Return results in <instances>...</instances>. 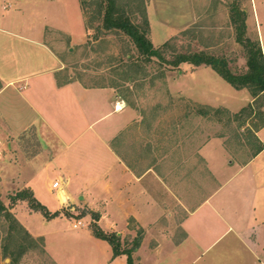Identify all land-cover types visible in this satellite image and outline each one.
Segmentation results:
<instances>
[{"label":"rangeland","instance_id":"1","mask_svg":"<svg viewBox=\"0 0 264 264\" xmlns=\"http://www.w3.org/2000/svg\"><path fill=\"white\" fill-rule=\"evenodd\" d=\"M84 1L86 9L81 10L85 39L82 42L76 43L69 37L80 22L71 9L73 0L51 1L49 21L52 28H48L47 38L65 63L63 78L89 86H112L125 99L127 106L142 117L139 127L133 124L129 135H133L131 138L135 140L141 135L142 145L146 148L142 150V159L158 174L161 187L160 184L157 188L152 186L153 174L149 173L146 177L149 191L153 197L158 195V204L148 205L149 218L136 221L131 217L117 221L116 229L124 231L123 236L118 235L120 248L130 251L135 263V253L131 248L137 236L148 245L157 240L181 237L180 223L187 211L237 172L259 146L253 135L259 128L257 125L264 120V96L254 98L249 88H235L209 65H173L172 61L179 53L202 52L226 59L232 73H244L247 70V39L258 41L264 59V0H190L195 17L191 22L186 21L187 12H183V16L181 11H177L184 7L183 0H179L178 6L163 4L174 11H165L163 17H166L162 20L151 13L152 28L148 21V38L163 57L151 59L139 54L127 35L102 29L101 18L93 13L96 0ZM15 2L0 0L3 13H10ZM116 2L128 12L133 23L144 27L143 16L148 20L146 5L151 0ZM168 2L172 3V0ZM233 7L245 12L244 24L240 19L233 21ZM29 9H33L32 6ZM29 9L24 10L28 17L35 12L37 17L41 11L38 7L35 11L29 12ZM243 108L245 110L242 111ZM258 135H264V127ZM28 139H12V149L8 147L0 154V169L4 170L0 200L8 209L18 204L17 220L37 230L44 228L42 232L46 233L50 246L63 244L68 247L70 241L61 242L57 231L63 230L70 235L79 229L91 228L93 222L98 224L99 215L94 212L96 216L93 217V211L86 205L63 207L59 204L55 196L57 189L49 191V183L53 179L65 181L61 170L64 163L58 160L44 169L42 165L47 155L39 156L41 151L36 141L32 137ZM0 140L7 147V141ZM58 149V146L53 147V154ZM130 150L133 154L129 153L126 158L136 163L139 160L137 146L133 145ZM99 154L100 149H97L94 154L85 152L80 157L99 160ZM27 159L34 160L36 192L47 202L48 209L55 212L57 208L61 216L49 219L53 212L44 215L32 209L26 199L11 204L10 195L22 189L16 187V180L11 182L8 177ZM263 164L264 155L249 168L239 171L235 181H241L250 168L258 169ZM260 174L257 182L261 184L263 174ZM227 201V205L238 203L234 198ZM239 201L241 211L247 210L248 205ZM42 217L48 225L41 224ZM77 220L83 226L73 229L72 223ZM100 225L105 230L103 224ZM7 229L8 221L0 215V264H8L10 260L3 258L1 253ZM18 234L14 232L10 250L21 240ZM22 263L44 264L37 249L24 253Z\"/></svg>","mask_w":264,"mask_h":264},{"label":"crops","instance_id":"2","mask_svg":"<svg viewBox=\"0 0 264 264\" xmlns=\"http://www.w3.org/2000/svg\"><path fill=\"white\" fill-rule=\"evenodd\" d=\"M51 1L16 0L8 14L0 6V138L12 149V139L28 141L32 137L41 151L39 156L47 155L44 169L52 162L63 161L65 181H58L56 188L52 187L56 179L49 183V191L57 189L55 196L59 204L86 205L99 215L98 224H103L106 231L123 236L124 231L116 229L117 221L149 218L148 205L158 204V195L153 197L149 191L146 180L149 173L153 174L152 186L161 187L158 174L142 159V150L146 148L141 135L138 140L129 135L132 125L139 127L142 117L127 106L112 86H89L63 78L65 63L47 38L48 28H52ZM168 1L151 0L146 5L151 28V13L162 20L165 11H174L163 4L178 6L181 0ZM183 1L184 7L177 11L183 16L187 12L186 21L191 22L195 20L191 2ZM71 5L80 22L69 37L76 43L82 42L85 29L79 0H73ZM31 6L33 9H29ZM36 7L41 10L38 16L35 17V12L28 17L24 10L35 11ZM263 127L254 132L262 149L187 211L180 223L181 237L157 240L153 245L141 239L134 250L135 264H264V164L258 169L250 168L241 181H235L239 171L264 155V135H258ZM133 145L137 146L139 155L136 163L126 158L133 154L130 150ZM55 146L59 149L53 154ZM97 149L101 154L99 160L80 157L85 152L94 154ZM33 161L25 160L8 178L11 182L16 180V187L30 189L36 200L53 212L35 190L37 172ZM3 172L0 169V182L4 180ZM260 172L261 184L257 182ZM249 185L254 188L250 189ZM233 198L238 203L225 204ZM239 200L248 205L247 210L241 211ZM17 205L10 208L14 216ZM61 215L60 212L56 217ZM19 222L32 237L43 240L44 254L38 251V255L44 264H128L126 255L113 256L110 244L96 237L91 228L70 235L57 231L59 240L67 239L70 244L53 247L42 232L44 228L37 230ZM41 224L48 225V221L42 217ZM17 264H23L22 256Z\"/></svg>","mask_w":264,"mask_h":264},{"label":"trees","instance_id":"3","mask_svg":"<svg viewBox=\"0 0 264 264\" xmlns=\"http://www.w3.org/2000/svg\"><path fill=\"white\" fill-rule=\"evenodd\" d=\"M79 1L81 8L86 9L85 1ZM96 5L93 13L101 18L102 29H105L106 31L122 32L127 35L138 50L139 54L144 55L147 59H151L152 57L163 58L160 50L154 48L151 40L148 38V20L146 16H143L144 27L140 28L138 24L131 21L128 12L118 5L116 0H96ZM244 17L245 12L243 10L239 11L237 8L233 7V21L237 22V20L240 19L241 24H244ZM246 41L247 70L244 73H232L228 68L226 59L202 52L179 53L173 59L172 64L179 65L180 63H189L195 66L201 64L209 65L235 88H249L254 98L261 95L264 96V59L262 50L258 41H251L249 39ZM241 110L243 111L245 109L243 108ZM252 111L253 109L251 106L250 112ZM261 126H264V120L257 125L259 128ZM261 149L262 146L259 143L255 152H258ZM25 199L28 201L32 209L38 210L44 215H50V211L36 200L30 189H22L10 195L11 204L15 203L17 200ZM57 214L58 212L55 211L52 213V216ZM0 215L8 221L7 235L4 244L1 246L3 258L10 259L8 264H17L20 257L30 249H37L41 255L44 254L43 240L41 238L32 237L1 200ZM91 215L94 217L96 216V213L92 212ZM91 230L96 237L104 239L110 244L113 256L124 253L127 256V263L135 264L133 263L130 251L120 248L119 236L116 233L106 232L96 222L92 223ZM14 232L19 233L18 235L21 240L18 243L16 242L13 249L10 250L9 247L10 243L13 241ZM140 240L141 237L137 236L131 250H135L139 246Z\"/></svg>","mask_w":264,"mask_h":264},{"label":"built area","instance_id":"4","mask_svg":"<svg viewBox=\"0 0 264 264\" xmlns=\"http://www.w3.org/2000/svg\"><path fill=\"white\" fill-rule=\"evenodd\" d=\"M8 147H9L8 144H7V147H5V146L3 145V143H2V141L0 140V153H2V151H3V150H6V148H8ZM58 185H59L58 180L53 181V183H52V187H53V188L58 187ZM82 225H83V223H82L80 220L74 221V222L72 223V227H73V228H77V227L82 226Z\"/></svg>","mask_w":264,"mask_h":264},{"label":"water","instance_id":"5","mask_svg":"<svg viewBox=\"0 0 264 264\" xmlns=\"http://www.w3.org/2000/svg\"><path fill=\"white\" fill-rule=\"evenodd\" d=\"M6 261H8V259H6Z\"/></svg>","mask_w":264,"mask_h":264}]
</instances>
